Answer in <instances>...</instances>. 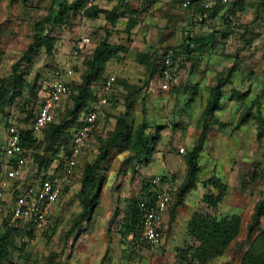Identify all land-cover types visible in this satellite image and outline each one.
<instances>
[{"label":"rangeland","instance_id":"obj_1","mask_svg":"<svg viewBox=\"0 0 264 264\" xmlns=\"http://www.w3.org/2000/svg\"><path fill=\"white\" fill-rule=\"evenodd\" d=\"M55 1L0 0V88L34 37L49 27L41 22L55 9ZM65 4L72 9L70 26L53 27L52 51L40 49L30 64L21 67L18 83L6 85L7 100H12L0 108V181L6 123L29 126L27 116L36 108L35 93L44 96L57 68H72L70 82L81 83L96 48L107 39L122 48L107 61L103 73L118 75L116 93L110 96L101 128L89 141L47 227L36 236L12 239L2 264H178V251L190 242L188 223L199 201L206 194H217L206 184L212 177L226 187L217 214L239 216L242 224L239 237L225 254L208 264H241L248 252L264 253V217L250 232L255 206L264 199V129L260 138L257 119L264 118V0H217L209 12L204 11V0H65ZM100 10L113 11L117 20H107L105 13L91 16ZM84 37L90 44L81 46ZM169 49L176 53L175 79L151 91L148 85ZM232 66L236 70L223 89L221 107L206 123L203 112L210 90ZM132 92L128 119L132 135L112 148L109 159L100 165L99 203L85 221H78L83 212L82 169L100 156ZM69 97L54 121L71 107ZM143 121L148 126L146 137L150 141L157 137V142L153 153L140 159L135 157L132 137ZM205 129L196 187L179 199L173 214L167 213L161 244L134 255L122 235L129 204L139 200L145 185L157 176L172 178L179 188L187 173L185 156ZM50 157L51 153L46 154V159ZM38 161L35 155L27 166L25 184L40 178ZM13 190L9 183L3 190L11 200Z\"/></svg>","mask_w":264,"mask_h":264},{"label":"trees","instance_id":"obj_2","mask_svg":"<svg viewBox=\"0 0 264 264\" xmlns=\"http://www.w3.org/2000/svg\"><path fill=\"white\" fill-rule=\"evenodd\" d=\"M55 6L56 7L53 9V12L46 17L43 22H41L43 26L47 24L49 27H44L41 31L42 33L34 37L33 42L24 52L23 57H21L14 64L12 75L3 80V85L0 88V108L2 104L5 105L8 104V102H11L12 99L7 100L8 92L6 85L10 82L18 83L20 79L19 72L21 67L26 64H30L33 57L40 51V49L45 48L49 53L52 51L53 39L51 37V32L53 27L70 26L68 24V19L72 10L71 7L66 6L65 0H56ZM209 10L210 8H206L204 11L209 12ZM98 13H105L106 19L111 22H115V20H117L113 11L100 10L96 13H92L91 16H97ZM212 14L216 15L214 10L212 11ZM202 16H204V13ZM185 40H187L185 41V45H189L190 40L188 38ZM121 50V47L110 45L107 39L100 43L95 50L92 60L88 62L87 71L81 76V83L71 85L70 97L68 96L72 101L71 107L66 109L64 115L61 114L58 117L60 118L59 121H53L43 131L40 138L28 129L43 100V97H41L38 92L35 93L33 101L35 102L34 106L36 105L37 110L35 108L34 112L31 111L28 114L27 118L30 120L29 126L26 127V130L22 133L21 138L22 146L34 149L36 154L33 155V158L36 155L39 159V169L42 172L49 170L51 165L54 163L57 167L56 170L59 173L62 171L66 163V157L69 153L73 134L83 125V114L87 113L91 104L99 98L96 86H101L106 81V75L103 76L106 63L111 57L119 53ZM166 53H164V55ZM158 68L159 66L156 67L155 71H157ZM235 70V67L232 66L227 76L219 79L217 85L210 90L209 99L203 112V120L206 123L214 118L215 113L220 109L221 101L224 96L223 89L226 85L230 84L231 77ZM134 94L135 92H132L128 95L126 99L125 112L121 117H119L115 131L110 135L108 141L101 147L100 156L94 162L86 164L82 169L80 200L83 212L78 221H85L89 217L91 211L99 203L96 192L98 191L97 182L100 165L109 159L112 148L118 145L122 139L128 140L132 135L131 132L133 130L128 123V119L133 108V101L131 98ZM242 97L243 96H238L239 99ZM257 119L260 126L259 137L261 138V131L264 129V118L259 115ZM8 124L9 123L7 122L6 129L8 128ZM147 133L148 126L146 122L143 121L142 124L135 130L134 136L132 137L134 141L133 146L135 149V157L137 158L141 159L143 157H149L154 151V145H156L157 137L151 138L150 141L146 137ZM206 139L207 132L205 129L200 134L196 146L185 156L187 173L183 184L179 188L176 187L174 201L168 210V212H172V214L179 204V199L182 201L183 197L197 185L200 174V158L204 150ZM39 150L42 152L40 153ZM48 153H51V157L46 159V154ZM1 154L5 159V148H1ZM162 178L167 179L168 177ZM7 183H9V185L12 183L11 186H13V188L19 186V182L7 181ZM7 183L0 187V191L4 192L3 190ZM206 184L212 186L217 191V194H206L199 201L198 209L188 223V236L190 238V242L186 244L183 249L178 251V264H208L215 258L222 257L230 245L240 235L242 221L239 216L231 215L221 218L217 214L219 206L226 193L225 185H223L220 179L215 177L210 178ZM151 188V183L148 182L143 188L141 198L139 200H132L127 208L126 219L122 225V235L125 237V241L129 249L131 245L130 237L139 231L142 226L143 214L140 209V203L151 197ZM263 217L264 199H261L256 204L252 215V224L250 226L251 233H253V231L260 226ZM0 228L2 231L0 235V264H2L9 254V245L12 239L30 238L33 237V234L21 232L15 229H5L1 224ZM241 264H264V253H255L252 251L248 252L244 255Z\"/></svg>","mask_w":264,"mask_h":264},{"label":"built area","instance_id":"obj_3","mask_svg":"<svg viewBox=\"0 0 264 264\" xmlns=\"http://www.w3.org/2000/svg\"><path fill=\"white\" fill-rule=\"evenodd\" d=\"M205 1V8H209L217 0ZM223 1L227 3V0ZM189 5V2L185 4V6ZM88 44H90L89 38L81 39V46ZM174 66L175 52L169 50L159 65L156 79L151 81V87L173 81L175 79ZM73 76L74 70L70 67H60L54 71L51 82L44 90L43 100L36 116L28 128L38 138L54 121L56 114L70 95L72 85L70 79ZM116 83L117 77L110 74L104 84L97 89L99 98L91 104L89 111L83 114V125L74 132L66 163L57 177L41 175L33 183H24L27 166L35 151L22 146L21 135L26 127L15 121L9 122L5 146L4 177L9 182L21 181L22 184L14 187L13 200H7L5 193L0 191V224L5 229H15L32 233L35 236L45 230L54 205L64 194L65 186L77 173L80 158L98 127L99 114L109 105V99ZM150 183L152 195L140 203L143 214L141 229L130 237V249L134 255H140L146 249H153L161 244L164 219L175 197L176 186L170 177L164 179L157 176Z\"/></svg>","mask_w":264,"mask_h":264},{"label":"crops","instance_id":"obj_4","mask_svg":"<svg viewBox=\"0 0 264 264\" xmlns=\"http://www.w3.org/2000/svg\"><path fill=\"white\" fill-rule=\"evenodd\" d=\"M135 44H137V42L135 43ZM135 46V45H134ZM133 48V47H132ZM156 70V69H155ZM112 75H115L116 77H117V80H119V77H118V75L116 74V73H114L113 71H112V73H111ZM108 75H110V74H108ZM157 75H158V70L157 71H155L154 72V75H153V78H152V81H154L155 79H156V77H157ZM151 83V82H150ZM149 83V84H150ZM117 84V83H116ZM116 87V86H115ZM156 87H158V84H156V86H154V87H149V85H148V88H149V90H151V91H155L157 88ZM97 89H99V88H96V91H97ZM98 92V91H97ZM116 93V91H115V88H114V91L112 92V94H111V96L112 95H114ZM109 100H111V99H109ZM64 102H66V100L64 101ZM110 102L111 101H109V105H110ZM64 105V104H63ZM109 105L107 106V107H109ZM106 108V107H105ZM105 108H103V110H102V112L99 114V119H98V127H97V129H96V132L101 128L100 127V123H101V116L103 115V116H105V113L107 112V111H104V109ZM106 110V109H105ZM95 132V133H96ZM94 133V134H95ZM7 138V137H6ZM89 143V142H88ZM86 147H88V144H87V146ZM4 148H5V146H4ZM52 166H54L55 167V169L52 167ZM51 167H52V169H50L49 171L47 170V171H44V172H42V174L41 175H49V176H52V177H57L58 175H59V172L56 170V164L54 163V164H52L51 165ZM50 167V168H51ZM27 176V175H26ZM7 182V180L5 179V177H3L2 178V180L0 181V187L1 186H3L5 183ZM33 182V181H32ZM9 186H11V185H9ZM67 187H68V184L65 186V188H64V194L62 195V197L60 198V200L54 205V207H53V210H52V213L54 214V211H55V209H56V207H57V205H58V203L61 201V199L64 197V195H65V192H66V190H67ZM8 191V190H7ZM12 191V190H11ZM6 193V192H5ZM5 196H6V194H5ZM6 199L7 200H9L10 198H8L7 196H6Z\"/></svg>","mask_w":264,"mask_h":264}]
</instances>
